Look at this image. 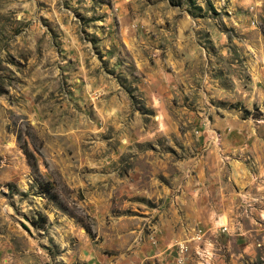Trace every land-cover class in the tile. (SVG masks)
<instances>
[{
    "label": "rangeland",
    "instance_id": "rangeland-1",
    "mask_svg": "<svg viewBox=\"0 0 264 264\" xmlns=\"http://www.w3.org/2000/svg\"><path fill=\"white\" fill-rule=\"evenodd\" d=\"M0 264H264V0H0Z\"/></svg>",
    "mask_w": 264,
    "mask_h": 264
},
{
    "label": "trees",
    "instance_id": "trees-1",
    "mask_svg": "<svg viewBox=\"0 0 264 264\" xmlns=\"http://www.w3.org/2000/svg\"><path fill=\"white\" fill-rule=\"evenodd\" d=\"M17 137L20 138L21 135L20 134H17ZM26 139L24 140V143H22V146H23V149H24V152H25V155H26V158H27V161L28 163L30 164V166L34 169V168H37V161H36V157L34 155V153H32L28 148H27V143H25ZM27 142V141H26ZM86 229L87 230H90L88 226H86Z\"/></svg>",
    "mask_w": 264,
    "mask_h": 264
}]
</instances>
